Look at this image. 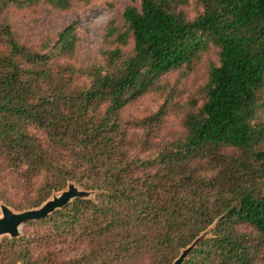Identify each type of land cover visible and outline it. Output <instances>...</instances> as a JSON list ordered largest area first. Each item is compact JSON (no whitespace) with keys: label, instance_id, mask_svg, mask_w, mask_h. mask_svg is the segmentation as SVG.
<instances>
[{"label":"trees","instance_id":"trees-1","mask_svg":"<svg viewBox=\"0 0 264 264\" xmlns=\"http://www.w3.org/2000/svg\"><path fill=\"white\" fill-rule=\"evenodd\" d=\"M40 1L0 0V204L95 195L3 238L0 264H172L208 230L182 264H264V0H196L194 19L188 0H128L124 28L80 64L74 25L40 51L15 39L3 12ZM147 96L157 109L125 119Z\"/></svg>","mask_w":264,"mask_h":264},{"label":"rangeland","instance_id":"rangeland-1","mask_svg":"<svg viewBox=\"0 0 264 264\" xmlns=\"http://www.w3.org/2000/svg\"><path fill=\"white\" fill-rule=\"evenodd\" d=\"M69 1L70 8L66 10L54 8L47 0H41L38 5L24 9L9 5L3 12L2 17L10 24L17 42L39 51L49 45L48 40H54L58 33L68 26L74 25L78 36L74 62L80 64L88 59L98 57L106 30L110 25L124 28L122 14L125 8L130 5V2L128 0H88L87 3L79 0ZM180 9L190 19H194L201 12L196 0H188V3ZM131 49V42L123 48L125 51ZM215 61L216 55L214 49H212L203 57L202 62L195 71L186 80L183 79L184 100L190 92L197 90L206 81L210 63ZM176 78L177 74H172L167 80L173 82ZM157 104L158 100L155 97L147 96L128 106L124 110L123 116L125 119L143 118L153 113L157 109ZM177 128V120L173 116L168 117L166 119V129ZM60 193L54 195L59 196ZM11 196L14 201L18 200L14 194L11 193ZM1 205L3 204H0V207ZM24 231L23 225L19 229L20 236ZM3 238L9 237L1 236L0 242Z\"/></svg>","mask_w":264,"mask_h":264},{"label":"water","instance_id":"water-1","mask_svg":"<svg viewBox=\"0 0 264 264\" xmlns=\"http://www.w3.org/2000/svg\"><path fill=\"white\" fill-rule=\"evenodd\" d=\"M94 192L78 189L74 184H69L66 190L62 191L59 196L53 195L50 200L45 202L37 209L23 212H14L5 205H1L0 216V237L8 236L10 239H16L20 236L19 229L27 222L38 221L47 218L56 210H61L70 204L74 199H90ZM210 230L204 232L189 247L184 249L180 256L172 264H182L189 252L203 239L207 238Z\"/></svg>","mask_w":264,"mask_h":264}]
</instances>
